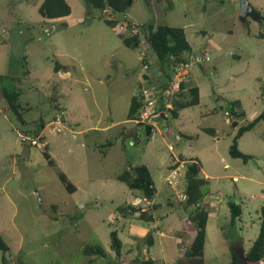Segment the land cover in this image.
Returning a JSON list of instances; mask_svg holds the SVG:
<instances>
[{
    "label": "rangeland",
    "instance_id": "obj_1",
    "mask_svg": "<svg viewBox=\"0 0 264 264\" xmlns=\"http://www.w3.org/2000/svg\"><path fill=\"white\" fill-rule=\"evenodd\" d=\"M43 1L0 0V75L16 76L0 82V232L11 247L0 250V264H133L137 245L130 216L137 213L126 208L143 207L136 204L142 196L118 175L140 161L151 168L160 204L155 215L165 233L156 235L151 255L156 264H188L179 233L190 239L195 225L192 208L184 207L185 178L176 186L165 180L175 157L196 158L212 175L203 187L209 210L203 264H234V250L257 238L264 204V119L239 140L240 150L253 157L230 154L234 120L247 124L264 109V0H249L261 19L242 18L241 0H134L115 14L118 23L184 27L193 50H206L211 58L192 66L188 76L200 89V103L170 118L169 132L164 126V133L148 140L146 127L128 120L142 85L140 49L127 46L118 27L87 0H67L71 15L52 21L39 13ZM140 47L158 68L145 38ZM57 65L70 75L59 74ZM2 87L21 92L27 125L8 109ZM237 108L244 116H226ZM63 109V130L49 125L40 145L19 139ZM62 172L78 187L74 192ZM230 202L242 207L235 224ZM113 230L122 254L111 247ZM88 245L103 247L106 255H86Z\"/></svg>",
    "mask_w": 264,
    "mask_h": 264
},
{
    "label": "trees",
    "instance_id": "obj_2",
    "mask_svg": "<svg viewBox=\"0 0 264 264\" xmlns=\"http://www.w3.org/2000/svg\"><path fill=\"white\" fill-rule=\"evenodd\" d=\"M90 5L100 9L102 12L106 7H111L112 10L117 13L126 12L134 0H87ZM39 13L47 20H56L62 17H67L72 13V7L67 0H44L39 7ZM105 21L112 25L117 26L119 23L117 20H110L103 17ZM262 16L259 14V18ZM124 43L133 48H138L142 39L151 45L156 57L157 62L164 65V68L169 66L173 62H185L189 52L193 50L190 44L187 33L184 27L173 26L168 24L154 25L152 23L145 24V31L143 38L139 35L136 36H122ZM260 37L264 38V33L260 34ZM60 68L56 66V71ZM10 79H16L15 75H0V82L3 83ZM181 92L179 98L174 101V108L172 109L171 118H179L180 111L184 108L198 105L200 103V89L198 86L189 84L188 79L184 80L181 84ZM2 94L7 102L8 109L13 113L16 119L23 125H27L28 122L25 118V111L27 108L20 101L21 92L19 90H11L7 87H2ZM234 102V106H236ZM237 117L244 116V112L239 114L235 113ZM143 116L141 111V102L138 97L134 95L131 99V104L128 112V120L140 119ZM264 119L263 111L254 117L247 124L239 125L234 120V127L238 128L237 132L233 136V142L230 146V154L234 158H242L244 161H248L253 156L244 153L239 148L240 138L253 127ZM48 122L41 119L39 127L36 130H29V133L34 137H42V131L46 127ZM207 130L213 133V130ZM150 133V131H149ZM32 145V144H31ZM47 147V145L45 146ZM45 157L48 159L51 165H55V160L52 158L50 153L44 152ZM185 159V158H183ZM178 164H174L172 169H175ZM185 172V196L184 207L186 209L192 208L190 212V219L194 222L196 235L190 245L187 255L189 257H203L205 254L206 241H207V225L209 219V210L201 205V201L204 197L203 187L207 184L210 178L201 176L202 164L201 162L191 159L186 163ZM63 183L66 187L74 192L76 186L69 179V177L62 172L60 174ZM118 179L128 185L130 189L139 190L142 198L153 201L157 190L155 187V181L152 172L147 164L141 163L139 165L129 167L118 175ZM158 208V204L153 205V209H145L143 207L127 206V210L136 212L139 219L145 221H154V211ZM231 210V222L235 224L237 220L241 218L242 207L236 202H230ZM260 231L257 238L253 241L251 246L247 249L245 259L250 264L259 263L264 261V204L260 208ZM155 231H150L144 238V244L146 249L133 260V264H156L158 259H155L151 255V247L155 245ZM111 247L118 254H121L123 243L119 238L118 232L113 230L111 232ZM0 250L4 252L11 251V247L8 242L4 239L0 232ZM84 252L86 255L94 256L101 255L105 256L106 251L103 247L98 245H88L85 247ZM5 264L8 262L5 260ZM15 264H25L22 259H18Z\"/></svg>",
    "mask_w": 264,
    "mask_h": 264
},
{
    "label": "built area",
    "instance_id": "obj_3",
    "mask_svg": "<svg viewBox=\"0 0 264 264\" xmlns=\"http://www.w3.org/2000/svg\"><path fill=\"white\" fill-rule=\"evenodd\" d=\"M103 14L110 20H116V13L111 7H106L103 10ZM117 27L118 32L124 36L130 37L139 35L142 38L144 36L145 24L129 21L119 23ZM148 45L151 47L149 43ZM140 46H142V41L138 48L140 49L142 57V68L144 73L142 75V85L136 96L141 102L143 116L140 119H132L131 121L135 122L137 125L145 126L146 130L150 131L149 134L151 135L156 132L164 133V126L165 131L168 132L174 101L179 98L182 82L188 78L192 66L209 61L211 58L206 50H192L189 52L185 62H173L165 68L164 65L162 66L160 64L159 67L156 68L152 65L148 52ZM262 97L264 99V94ZM235 113H240L238 108ZM226 116L230 118L232 116L237 117L235 114L232 115L230 111L226 112ZM67 120V112L63 109L56 115L51 124L55 127L56 131H61L65 128ZM19 139L25 143L30 142L32 145H40L38 140L39 137H33L22 132L19 133ZM130 144L134 145V142L131 141ZM42 145L46 146L47 144L44 142ZM170 148L172 149V146ZM165 180L171 186L178 185L181 180L179 168L173 169L170 174L166 176ZM184 198H186L185 194ZM145 209L146 208H144V210ZM128 211L131 212L130 209ZM261 264H264V261H261Z\"/></svg>",
    "mask_w": 264,
    "mask_h": 264
},
{
    "label": "crops",
    "instance_id": "obj_4",
    "mask_svg": "<svg viewBox=\"0 0 264 264\" xmlns=\"http://www.w3.org/2000/svg\"><path fill=\"white\" fill-rule=\"evenodd\" d=\"M70 16V15H69ZM68 17V16H67ZM62 18H64V17H62ZM59 19H61V18H59ZM205 33V32H204ZM193 48V47H192ZM60 68V67H59ZM58 73L59 74H61L63 77H67V76H69L70 75V72L69 71H63L61 68H60V70L58 71ZM188 79V78H187ZM188 81H189V84H190V80L188 79ZM192 85V84H191ZM194 86H197V85H194ZM200 101H201V95H200ZM51 122L52 121H50V123H48L47 125H46V127L43 129V131H42V134H43V132H44V130L49 126V125H52L51 124ZM169 128H168V132L170 131V126H168ZM208 129H211V130H213L212 128H208ZM147 134H146V140H148L149 139V136H151V134H149V131H147L146 132ZM47 144V143H46ZM183 158H185V157H183ZM182 157L180 158V161H179V159L178 158H174L173 160H172V162L169 164V165H167V169H168V171H169V173L167 174V175H169L170 174V172L173 170L172 169V167H173V165L174 164H178V166L176 167V168H179V170H180V167H182V166H186V163H187V161H189V160H191V159H183ZM192 159H195V160H197V161H199L198 159H196V158H192ZM184 163V165H183V163ZM200 162V161H199ZM141 163H144V162H142V161H140L138 164H136V165H139V164H141ZM145 164H147V163H145ZM202 164V163H201ZM136 165H132V167L133 166H136ZM148 165V164H147ZM229 164H227L226 166H228ZM148 167L150 168V166L148 165ZM150 170H151V168H150ZM152 172V171H151ZM153 175V174H152ZM166 175V176H167ZM201 176H203L204 175V177H207V176H209L208 178H211L212 177V175H210L209 173H206L205 172V170L203 169V167H202V171H201V174H200ZM185 176V171L183 172V173H181V180H180V183H181V181H183V179L185 178L184 177ZM154 178V177H153ZM166 178V177H165ZM234 178H239L237 175H235V177ZM73 184L76 186V184L73 182ZM185 187H186V185H185ZM185 187H184V194H185ZM78 187L76 186V189H77ZM183 199H185L184 198V196H183ZM137 205H140V206H143L144 208H146V209H153V205L154 204H158V208H159V206H160V204L159 203H157L156 201H155V198H154V200L153 201H146L144 198H142L141 199V201H139L138 203H136ZM201 205L202 206H204V207H206V208H208L207 207V205H206V203H205V201H204V198H203V200L201 201ZM157 208V209H158ZM156 209V210H157ZM155 210V211H156ZM155 211L153 212L154 213V216H155V220L154 221H145V220H142V219H139V217H138V215L137 216H130V217H132V220H133V222H132V224H131V226H132V228H134L135 229V232L131 235V236H133L132 238H134V242L136 243V245H137V252H136V255L132 258V260L131 261H133L136 257H138L140 254H141V252L143 251V250H145L146 249V246L144 245V238H145V236L150 232V231H152V230H154L156 233H155V245H156V241H157V237H156V235L157 234H161V235H164L165 233H164V231L161 229V226H162V222H161V220L160 219H158L157 218V216L155 215ZM242 216V215H241ZM241 219V218H240ZM239 219V220H240ZM259 220H260V218H259ZM138 221H143V222H145V224H142V223H139ZM119 235V234H118ZM195 235H196V231H194L193 232V234H192V236H190V239H189V237L186 235V233L185 234H183V233H179V244H180V246H181V248H182V250H185V253H184V255L182 256V258L183 259H185L186 260V262H188V264H203V262H204V256L203 257H189L188 255H187V251H188V249H189V247H190V245L192 244V242H193V240H194V238H195ZM143 242V245L142 246H139V244H138V242ZM253 243V242H252ZM251 243V244H252ZM251 246V245H250ZM249 246V247H250ZM248 247V248H249ZM248 248H245L244 247V245L243 246H241V248H237L236 250H234V264H250L248 261H246V259H245V254H246V251H247V249ZM122 249H123V247H122ZM133 249L134 248H131L130 249V251H133ZM121 254H122V252H121ZM92 257H95V255L94 256H92ZM153 258H155V259H157L156 257H153ZM93 259V258H92ZM130 264H131V262H130ZM255 264H261V261L259 262V263H255Z\"/></svg>",
    "mask_w": 264,
    "mask_h": 264
},
{
    "label": "water",
    "instance_id": "obj_5",
    "mask_svg": "<svg viewBox=\"0 0 264 264\" xmlns=\"http://www.w3.org/2000/svg\"><path fill=\"white\" fill-rule=\"evenodd\" d=\"M247 15H252L256 19L259 18V14L252 6L249 0H241V17L245 18Z\"/></svg>",
    "mask_w": 264,
    "mask_h": 264
}]
</instances>
